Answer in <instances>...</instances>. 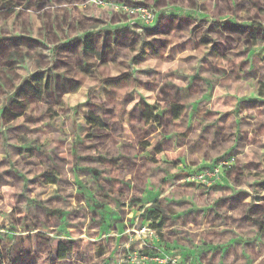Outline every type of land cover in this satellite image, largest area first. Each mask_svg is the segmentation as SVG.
<instances>
[{
	"label": "rangeland",
	"instance_id": "374dc122",
	"mask_svg": "<svg viewBox=\"0 0 264 264\" xmlns=\"http://www.w3.org/2000/svg\"><path fill=\"white\" fill-rule=\"evenodd\" d=\"M184 1L195 12L183 27L170 21L184 14L161 13L163 28L149 30L155 13L111 27L106 44L102 19L135 17L97 0H0V264H154L148 250L177 264H264V50L248 58L246 31L219 26H264V0ZM150 97L158 126L140 115ZM231 141L237 173L216 161ZM142 143L161 149L157 166ZM174 157L195 170L165 175ZM216 166L218 179L199 178ZM224 175L231 188L210 189ZM154 206L161 229L145 220Z\"/></svg>",
	"mask_w": 264,
	"mask_h": 264
},
{
	"label": "crops",
	"instance_id": "0c3cea01",
	"mask_svg": "<svg viewBox=\"0 0 264 264\" xmlns=\"http://www.w3.org/2000/svg\"><path fill=\"white\" fill-rule=\"evenodd\" d=\"M146 2H148V4L151 5V7H153L155 9V13L158 14L157 16V19H156V22L154 25H152L151 27H149V30H152V31H155L157 28H163L162 26H160L161 24V20L163 19V17L165 16H171V18H178L179 19V13L181 14H184V17H181V21H173L171 20V29H173L175 27V23H180V25H177V28H180V27H183V23L186 22L185 19L182 20L183 18H188V16L191 14V12H195V9L192 8L191 6L187 5L185 3L184 0H144ZM240 8H235V12L238 11ZM102 10V12H104V9H100ZM74 14H78V13H83V12H86L83 8H80L78 10H74ZM92 11H90L89 14H91ZM161 13H164L166 14L165 16L164 15H161ZM95 18V17H93ZM90 20H92V18H90ZM105 20V21H104ZM227 21H223V24L219 25V26H222V25H226L227 28H229V30H233V34L230 35L231 37H235L238 30L242 29V30H245L246 31V35H243L244 38L246 39L247 43H249L251 45V47L248 49L247 53H246V56L248 58H254L253 56L254 55H258V53L262 50H264V47H259V40L261 39V37L259 36V29L258 27H261L262 29H264V26H260L259 22H255L253 20H246L243 24H239L237 23L234 19L232 18H229V19H226ZM249 21V22H248ZM102 26L103 25H106L107 27L106 28H103L102 30L104 31L103 34H101L102 36H100L101 39H103V43H106V44H109L110 42H108L110 40V32H111V27L113 26H117L118 30H123L125 29V27H142V23L139 22L138 19H134V20H130V21H127V23L125 21H119V20H115L114 22L110 21L108 18H105V19H102V22H101ZM116 24V25H114ZM216 24H214L215 26ZM124 27V28H123ZM117 28H114L112 30H117ZM216 28V27H215ZM184 29H187V27H184ZM91 34L93 35L94 33L93 32H87L85 33V38L87 40V44H88V48L89 46L93 47V45L90 43V39H91ZM105 35H108V36H105ZM93 53V52H92ZM257 93L259 94V92L257 91ZM261 94L264 95V92H262ZM154 97H150L149 99H142L141 101V110H140V115H141V118L144 120V121H148L149 123H152L153 125H157V123L160 122V119H161V113H162V109L160 110L159 107L157 106V104L155 103V101H153ZM262 101L263 99L260 98ZM149 100V101H147ZM193 106V105H192ZM169 110L171 111V116L172 118L174 119L175 122L179 121L180 120V116H181V113H182V106L178 103H171L169 105ZM220 121V120H219ZM158 126V125H157ZM219 126L220 128L223 127V122H219ZM224 128V127H223ZM231 145L232 147H229L228 149L224 150L222 153L223 155L220 156V157H217L218 159H216V161L218 160H224V164H226L227 166L225 167L227 169V171L229 172H232V173H237L235 170H233V168H238L236 167L235 165H233L234 163V158L232 156V151L235 150V145H234V141H231ZM142 149L143 150H146V149H150L151 148V151L148 153L147 156H150L152 155L151 158H154L155 162H159L160 159L163 158V155L162 154V151L161 149H159V147H154L152 144H147V143H142ZM154 148V149H153ZM156 150V152H154ZM147 154V153H146ZM175 158V157H174ZM172 159L171 161H168L167 159H164L165 161H163L162 163H166V164H173L171 166V169H167L166 168V173L165 175H173V174H185V173H191L193 172V169L192 167H188V164L185 163V160L184 159H179V158H175V159ZM153 160V159H152ZM214 159L211 160V162H213ZM204 163H201L200 165L201 166H204L203 165ZM158 163L155 165L157 166ZM205 166H209V165H205ZM197 168H200V167H197ZM196 168V169H197ZM195 170V169H194ZM153 172H155V170H153ZM158 172V171H157ZM156 172V173H157ZM54 176V174L52 175V177ZM174 178L172 177H165L163 178L162 180L165 181L166 183V186H169L170 187L172 186L173 187V180ZM222 182H220L219 184H216L214 187H210V189H213V188H222V189H230L231 187L229 186H225V184L228 185L229 184H233L232 182L229 181L228 177L224 175V177L221 179ZM46 184L48 185H51L52 187L55 186L56 184V180H55V176L52 178V182L51 180H46L45 182ZM214 189V190H215ZM207 190V189H206ZM209 191H207L206 193H208ZM210 193V192H209ZM211 193L213 194V192L211 191ZM214 195V194H213ZM235 195V194H234ZM233 195V196H234ZM238 194L235 195V197H237ZM232 198V197H231ZM223 198H221V201H222ZM234 202H232L230 204L235 206V205H239V201L242 200V198L240 199H237V198H234ZM162 210V217H163V224H164V220H165V215H164V211L162 208H160ZM146 220V219H145ZM147 222H149L148 220H146ZM163 224L161 227H163ZM161 229V228H160ZM155 246L158 248V249H162L164 247H162V245L160 243H158L157 241H153ZM166 248H168L167 245H165ZM150 251H153V250H150Z\"/></svg>",
	"mask_w": 264,
	"mask_h": 264
},
{
	"label": "built area",
	"instance_id": "2783aa9c",
	"mask_svg": "<svg viewBox=\"0 0 264 264\" xmlns=\"http://www.w3.org/2000/svg\"><path fill=\"white\" fill-rule=\"evenodd\" d=\"M97 4L100 5H106L109 4L111 5L115 10H120V11H124L126 14H128L131 17H135L136 19H138L139 21H141L142 23H152L154 18H155V13L153 12L152 9L148 8V7H144V6H128L126 4H122V3H111V2H107L106 0H97L96 2ZM220 175L219 172V166L213 167L210 170H207L206 173H201L199 175V178L203 181H205L206 179H218ZM150 259L152 261H154L155 263L158 264H166V263H171V264H177V261L175 258L172 257H168L167 255L160 257V256H152L150 257Z\"/></svg>",
	"mask_w": 264,
	"mask_h": 264
},
{
	"label": "trees",
	"instance_id": "16d2710c",
	"mask_svg": "<svg viewBox=\"0 0 264 264\" xmlns=\"http://www.w3.org/2000/svg\"><path fill=\"white\" fill-rule=\"evenodd\" d=\"M85 47L88 48V44H85ZM48 82L45 83V86L47 85ZM88 119L91 123H98V118L97 117H92V116H88ZM47 176H49L48 180H51L52 182V175L47 174ZM144 211H147V213L145 214V219L148 220L150 222V225L153 226L155 229H158L162 226L163 224V217H162V210L160 209V207L158 206H154L151 209H146ZM155 224V226L153 225ZM70 248H68V246L64 247V244L59 242L56 245V253L58 258H63L67 253L68 250ZM146 253H148V255H150V257L155 256L156 254L154 253V251H150L148 250ZM154 264H158V263H154ZM166 264H171V263H166Z\"/></svg>",
	"mask_w": 264,
	"mask_h": 264
}]
</instances>
